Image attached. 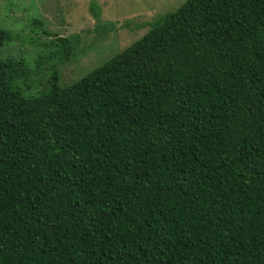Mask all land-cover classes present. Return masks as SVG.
<instances>
[{"label":"trees","instance_id":"1","mask_svg":"<svg viewBox=\"0 0 264 264\" xmlns=\"http://www.w3.org/2000/svg\"><path fill=\"white\" fill-rule=\"evenodd\" d=\"M73 42L0 59V264H264V0H186L61 85Z\"/></svg>","mask_w":264,"mask_h":264},{"label":"rangeland","instance_id":"2","mask_svg":"<svg viewBox=\"0 0 264 264\" xmlns=\"http://www.w3.org/2000/svg\"><path fill=\"white\" fill-rule=\"evenodd\" d=\"M185 1L0 0V28L12 37L0 47V59L22 58L31 66L44 57L38 53L52 35L73 38L68 59L58 66L61 85L71 84L127 49Z\"/></svg>","mask_w":264,"mask_h":264}]
</instances>
